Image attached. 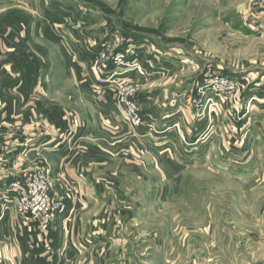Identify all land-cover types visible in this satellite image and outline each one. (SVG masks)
Here are the masks:
<instances>
[{"label":"rangeland","instance_id":"1","mask_svg":"<svg viewBox=\"0 0 264 264\" xmlns=\"http://www.w3.org/2000/svg\"><path fill=\"white\" fill-rule=\"evenodd\" d=\"M38 1L45 10L41 17H50L66 48L73 49L68 42L72 31L86 52L88 41L95 52L116 31L135 40L139 49L141 44L153 47L150 55L159 57L156 66L166 70L155 84L182 91L181 115L193 117L186 128L193 131L191 138H198L193 143L204 146L193 154L177 153V168L146 155V168L138 174L124 169L131 180L140 177L139 182H145L140 189H133L130 181L110 182L113 193L118 188L132 198L133 190L134 196L139 192L140 205L147 209L144 228L132 231L124 247L119 243L112 249L111 263L264 264V19L257 9L252 11L255 0L249 11L246 0H33ZM13 2L26 6L28 1ZM252 13L262 19V30ZM208 69L248 82L244 94L232 102H222L219 91L211 88L198 96L196 83ZM91 70L95 74L93 58ZM133 88L138 94L143 86ZM35 125L31 133H44ZM146 125L151 132L153 124ZM128 126L131 131L139 128ZM182 126L173 128L181 131ZM66 134L55 131L58 145L67 143ZM191 138L183 139L184 149ZM10 153L7 149L0 161L7 162ZM6 162H0V172L12 179L22 180L43 168L49 172L47 160L33 169L20 167V158ZM127 201L114 203L124 209L131 203L132 209L135 202Z\"/></svg>","mask_w":264,"mask_h":264},{"label":"crops","instance_id":"2","mask_svg":"<svg viewBox=\"0 0 264 264\" xmlns=\"http://www.w3.org/2000/svg\"><path fill=\"white\" fill-rule=\"evenodd\" d=\"M27 1L23 6L0 0V156L11 149L7 162L20 158L23 169L47 160L50 181L64 198V209L46 236L36 223L21 225L14 205L0 200V264H112V249L119 243L124 247L132 231L144 228L147 209L140 205L139 192L134 196L133 190L132 198L118 188L113 193L110 182L130 181L133 189H140L145 182H139L140 177L131 180L124 169L138 174L146 168V155L177 168L173 162L177 153L193 154L204 146L194 144L198 138H191L193 131L186 128L193 117L181 115L182 91L155 84L166 70L156 66L159 57L150 55L153 47L141 44L138 50L145 76L129 77L143 86L136 100L143 120L154 128L131 131L121 120L114 95L94 91L93 57L81 50L78 34L72 31L68 41L74 50L61 45L50 17H41L43 2ZM250 4L245 1L247 11ZM181 123L183 130L173 128ZM35 124L44 133H31ZM55 131H67V143L58 145ZM184 138L192 141L187 149ZM6 174L0 172V187L12 179ZM116 199H132L134 207L128 203L125 209L117 208Z\"/></svg>","mask_w":264,"mask_h":264},{"label":"built area","instance_id":"3","mask_svg":"<svg viewBox=\"0 0 264 264\" xmlns=\"http://www.w3.org/2000/svg\"><path fill=\"white\" fill-rule=\"evenodd\" d=\"M254 7L257 9L255 13H259L264 19V0H255ZM255 13L251 14L252 19L262 29V19ZM128 38L116 31L107 36L95 52H92V45L88 41L89 54L93 57L94 71L98 79L94 91L101 93L106 90L114 95L124 123L134 128H142L149 125L143 120L141 105L136 100L137 93L133 85L138 82L131 79L129 74L135 73L144 77L146 71L139 61V47L135 40ZM83 43H87V40ZM247 85L248 82L233 79L218 70L208 69L198 79L195 90L199 96L211 88L219 91L222 102H232L241 97ZM48 176L47 169L43 168L22 180L12 179L0 187V200L15 206L17 221L25 226L36 223L39 233L46 236L49 227L54 225L58 214L63 211V197H58L53 192Z\"/></svg>","mask_w":264,"mask_h":264},{"label":"bare ground","instance_id":"4","mask_svg":"<svg viewBox=\"0 0 264 264\" xmlns=\"http://www.w3.org/2000/svg\"><path fill=\"white\" fill-rule=\"evenodd\" d=\"M51 182V181H50Z\"/></svg>","mask_w":264,"mask_h":264}]
</instances>
